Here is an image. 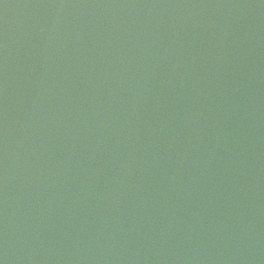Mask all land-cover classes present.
<instances>
[{
    "label": "water",
    "instance_id": "obj_1",
    "mask_svg": "<svg viewBox=\"0 0 264 264\" xmlns=\"http://www.w3.org/2000/svg\"><path fill=\"white\" fill-rule=\"evenodd\" d=\"M0 264H264V0H0Z\"/></svg>",
    "mask_w": 264,
    "mask_h": 264
}]
</instances>
